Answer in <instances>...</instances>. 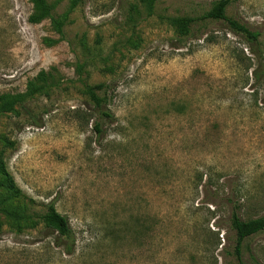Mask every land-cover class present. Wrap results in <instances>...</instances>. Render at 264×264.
I'll list each match as a JSON object with an SVG mask.
<instances>
[{
    "label": "rangeland",
    "instance_id": "1",
    "mask_svg": "<svg viewBox=\"0 0 264 264\" xmlns=\"http://www.w3.org/2000/svg\"><path fill=\"white\" fill-rule=\"evenodd\" d=\"M73 1L47 0L54 18ZM216 1L158 0L150 14L141 0H79L59 34L30 22L31 0H0V97L25 99L0 116V264L238 263L233 212L264 216L259 58L224 21L185 36L171 22ZM226 15L262 34L264 65V0ZM96 85L114 117L101 135ZM52 203L71 255L43 222ZM241 254L264 264V232Z\"/></svg>",
    "mask_w": 264,
    "mask_h": 264
},
{
    "label": "trees",
    "instance_id": "2",
    "mask_svg": "<svg viewBox=\"0 0 264 264\" xmlns=\"http://www.w3.org/2000/svg\"><path fill=\"white\" fill-rule=\"evenodd\" d=\"M34 6V15L31 16L30 22L36 23L41 20L50 19L56 32L62 34L63 28L68 24L71 13L79 5V0H74L70 6L68 12H66L60 18H54L52 16V7L48 4L47 0H31ZM158 0H141V3L146 6L151 14L155 8ZM232 0H218L214 3L212 9L199 18H174L171 19L173 25L179 28L180 34L188 35L191 28L201 21H224L227 23L230 31L244 39L251 49V53L258 57V67L253 72V78L256 83L264 88V65L260 59L262 53V34L258 31L252 30L248 26L240 23L236 19L227 17L226 11L231 5ZM103 89V85H96L88 87L86 94L90 97L95 110L98 111L100 118L99 122L94 124V130L98 135L103 133L102 122L113 120V115L109 111L104 109V100L98 95V92ZM34 94V92H32ZM2 103L0 104V116L5 113L12 112L17 104H23L24 97H0ZM2 162V163H1ZM1 167L5 170L3 161L1 160ZM2 170L4 173L5 171ZM10 190L14 191V183L8 175ZM43 222L47 229L57 234L55 244L58 248H63L68 255L73 252L74 238L72 237V230L69 220L66 216L57 212L54 203L48 205V211L43 216ZM231 228L236 234V248L235 256L237 264H243L241 248L244 241L252 236L264 232V216L256 219L244 220L240 217L238 210L234 211L231 218Z\"/></svg>",
    "mask_w": 264,
    "mask_h": 264
}]
</instances>
